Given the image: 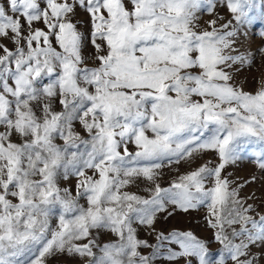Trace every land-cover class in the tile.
Wrapping results in <instances>:
<instances>
[{"label":"snow or ice","instance_id":"snow-or-ice-1","mask_svg":"<svg viewBox=\"0 0 264 264\" xmlns=\"http://www.w3.org/2000/svg\"><path fill=\"white\" fill-rule=\"evenodd\" d=\"M261 8L0 0V264H264Z\"/></svg>","mask_w":264,"mask_h":264},{"label":"rangeland","instance_id":"rangeland-1","mask_svg":"<svg viewBox=\"0 0 264 264\" xmlns=\"http://www.w3.org/2000/svg\"><path fill=\"white\" fill-rule=\"evenodd\" d=\"M264 12V8L258 9L256 14L259 15L260 13ZM221 14H224L223 11H221ZM205 19H208L207 16H205ZM261 31H264V23H256L254 26H251L249 28L250 37L249 39L251 41H254L253 47L259 45L261 43L259 33ZM212 158L211 154L206 155L204 157V160L197 161V165L199 163H203L204 161ZM196 165H193L195 167ZM188 169L187 165L182 164L179 166L180 172H184ZM228 172L232 173V176L230 179H238L240 182L248 179L251 175L259 173L257 172L255 166L251 164L248 159L246 158L242 162H240L237 166H231L227 169ZM176 175L175 171L168 174L167 179H170L172 176ZM74 184V182H73ZM131 191H136L135 187H132L130 189ZM256 192L257 195H260L262 192H264V185L262 183H253L248 185L242 192V195H246L251 192ZM140 194H144L142 191ZM203 213H190L189 215H177L173 218H171L167 222H161L157 224V228H164L166 230H171L174 227H179L182 230H192L195 235H197L199 238L206 239V240H212V232L210 229L206 228L204 226L203 220ZM141 238L149 239L150 242H155L154 236H148L146 232L141 231L140 232ZM212 249L215 250L218 245L215 244V242L211 245Z\"/></svg>","mask_w":264,"mask_h":264}]
</instances>
